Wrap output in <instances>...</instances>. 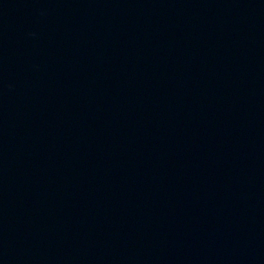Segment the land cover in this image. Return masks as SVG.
Here are the masks:
<instances>
[{"label":"water","instance_id":"obj_1","mask_svg":"<svg viewBox=\"0 0 264 264\" xmlns=\"http://www.w3.org/2000/svg\"><path fill=\"white\" fill-rule=\"evenodd\" d=\"M0 264H264V0H0Z\"/></svg>","mask_w":264,"mask_h":264}]
</instances>
